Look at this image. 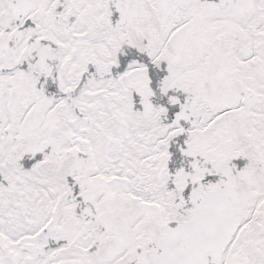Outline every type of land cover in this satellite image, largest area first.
Instances as JSON below:
<instances>
[{"label":"snow or ice","instance_id":"obj_1","mask_svg":"<svg viewBox=\"0 0 264 264\" xmlns=\"http://www.w3.org/2000/svg\"><path fill=\"white\" fill-rule=\"evenodd\" d=\"M0 264H264V0H0Z\"/></svg>","mask_w":264,"mask_h":264}]
</instances>
